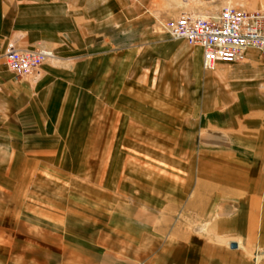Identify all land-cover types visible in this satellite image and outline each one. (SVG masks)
Listing matches in <instances>:
<instances>
[{
    "label": "rangeland",
    "instance_id": "obj_1",
    "mask_svg": "<svg viewBox=\"0 0 264 264\" xmlns=\"http://www.w3.org/2000/svg\"><path fill=\"white\" fill-rule=\"evenodd\" d=\"M225 5L264 9V0H0L4 47L53 53L36 75L7 66L23 81L13 91L23 106L9 105L23 118H0V264H164L151 258L193 240L197 252L237 241L241 260L264 264V215L246 240L217 227L214 207L229 195L208 201L209 174L230 180L225 163L238 160L255 184L244 194L264 204V57L248 47L197 73L183 47L158 40L167 16ZM13 147L20 157L7 170Z\"/></svg>",
    "mask_w": 264,
    "mask_h": 264
},
{
    "label": "crops",
    "instance_id": "obj_2",
    "mask_svg": "<svg viewBox=\"0 0 264 264\" xmlns=\"http://www.w3.org/2000/svg\"><path fill=\"white\" fill-rule=\"evenodd\" d=\"M158 5L161 7H167V6H174L175 5V0H158ZM175 16V15H169L167 16V19ZM6 36H2L0 37V118H2L1 116L4 117V119L8 116H6L7 114H12V109L9 105H11V103L17 102V105H15V107H19V106H23V94L19 97H15L13 94V91L18 90V89H22L23 90V81H18L15 80L12 77L11 72L9 71V69L7 68V65L4 61V57H3V48L4 47V43L6 42ZM158 40H163L164 42H173L175 44L180 45L181 47H183L184 52L190 56V58L192 59L193 63H194V67L197 71V73H199V71H202L203 67V63H202V48L199 45H190L186 42L185 39L183 38H173L170 36V34L166 31L165 35H161ZM254 48V47H253ZM256 49V48H255ZM258 50V49H257ZM246 52L250 51L249 48L245 49ZM259 51V50H258ZM260 52V51H259ZM15 104V103H14ZM15 108V109H17ZM22 111H16L15 115H11L9 116L11 118V120L15 119L17 120L18 116L19 118H23V109H21ZM18 112V113H17ZM18 114V115H17ZM32 114V113H31ZM9 118V119H10ZM33 118H36L33 117ZM95 129L93 127V125H90L89 128H85L83 135H87L90 137V139L92 140V136L94 134V130ZM16 143H18L16 141ZM14 146H16L15 144H13ZM99 145H96V147H98ZM11 149V148H10ZM10 151V163L8 162L7 164V170L10 169L11 167V163H15L13 159V157H17L19 158V154L14 153L13 156L11 157V153L12 152H16V151H20L17 150L15 147H13ZM15 157V158H16ZM5 159V158H4ZM117 159V158H116ZM114 162H112V166L115 168V166L118 164L119 160L117 159ZM19 161V160H18ZM21 163V161H20ZM19 163V164H20ZM104 163H106V161H104ZM16 163V167H17ZM74 163H67L66 166H69V168L71 166H73ZM121 167H122V163ZM119 164V165H120ZM228 165L230 167V169L228 168ZM57 166L59 168L65 167L64 164L61 165V162H59L57 164ZM227 166V167H226ZM106 165H104V169H103V175L100 177H103L102 181H105L106 177H107V172L108 170L105 169ZM120 167V168H121ZM248 163L245 165V163L243 161H238V160H232L231 162H226L225 163V168L229 169V173H230V180L227 179V177L223 176V180L220 182L217 181H211V176L209 174V182H208V201H210L214 196H216V190H218L219 194H224V195H229V200L230 202H227V204L225 205H220V207L218 208V211H216L215 207H214V215H220L219 220H217V227L219 228V230L224 231V232H235V233H242L241 235L243 236L244 233H248L247 235H245L246 240L248 239L249 235L252 237H254V233L258 230L257 227V219L256 216L260 215V217L262 215H264L263 212V208H264V204L262 202V206L261 208L258 206H256V200L259 199L256 195V193L251 192L252 194L249 195V197L247 196V189H252L253 184L247 185V168H248ZM6 170V173H7ZM13 172L15 170H12ZM227 171V169H226ZM225 171V172H226ZM11 173V172H10ZM226 178V179H225ZM233 178V179H232ZM98 181V182H99ZM102 181L99 182L101 183V187L105 186V182L104 185H102ZM107 187V186H106ZM242 188L246 189L245 193L243 192ZM92 189V187L90 188V190ZM220 190V191H219ZM105 193V192H104ZM101 194V192H100ZM106 194V193H105ZM108 194V193H107ZM106 194V195H107ZM240 194V195H239ZM218 195V194H217ZM136 195L133 194L132 199H135ZM263 198L264 200V195L261 197V199ZM149 199V198H146ZM210 211V210H209ZM58 211L56 209H54L53 211V215H50L53 220V222L55 223H59V220H56L58 213ZM211 212V211H210ZM49 218V216H48ZM68 221H69V230L73 231V227L71 224L72 222H75L74 220L76 218H73L72 216L68 215L67 217ZM264 219H261V231H264ZM256 237V235H255ZM254 237V238H255ZM263 238V237H262ZM237 242V241H235ZM233 242V246H236V243ZM239 243V242H237ZM196 242L195 240L192 241V248L191 249H186V248H181L184 246H180L181 249H179V243L174 244V245H170L169 248H167V251L164 252L163 255L161 256H155L152 257L151 259L153 260L154 263H158V262H163L164 264H247V262L245 260H241V259H248V258H242L241 253L235 248V247H225L223 245L220 244H212V243H207V245H204L203 247L206 248V250H202V251H196V249H194L193 246H195ZM241 245H239L240 247ZM187 251H186V250ZM180 252H185L184 255L181 256ZM199 253V255L197 254ZM30 260V259H29ZM36 261L37 263H49L51 261H53V259H31ZM27 262V261H26ZM256 264H258L256 262Z\"/></svg>",
    "mask_w": 264,
    "mask_h": 264
},
{
    "label": "built area",
    "instance_id": "obj_3",
    "mask_svg": "<svg viewBox=\"0 0 264 264\" xmlns=\"http://www.w3.org/2000/svg\"><path fill=\"white\" fill-rule=\"evenodd\" d=\"M173 38H183L202 48L204 68L217 61L233 62L245 49L254 47L264 57V9H241L225 5L214 13L201 16L182 11L162 23ZM53 55L43 47H19L9 41L4 49L8 68L16 76L38 74L42 61Z\"/></svg>",
    "mask_w": 264,
    "mask_h": 264
},
{
    "label": "bare ground",
    "instance_id": "obj_4",
    "mask_svg": "<svg viewBox=\"0 0 264 264\" xmlns=\"http://www.w3.org/2000/svg\"><path fill=\"white\" fill-rule=\"evenodd\" d=\"M201 16H205V15H201Z\"/></svg>",
    "mask_w": 264,
    "mask_h": 264
}]
</instances>
